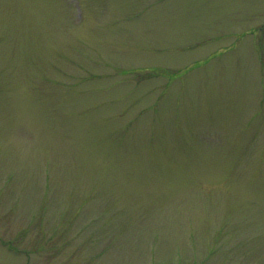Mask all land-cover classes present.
Here are the masks:
<instances>
[{"label": "rangeland", "instance_id": "1", "mask_svg": "<svg viewBox=\"0 0 264 264\" xmlns=\"http://www.w3.org/2000/svg\"><path fill=\"white\" fill-rule=\"evenodd\" d=\"M0 264H264V0H0Z\"/></svg>", "mask_w": 264, "mask_h": 264}]
</instances>
